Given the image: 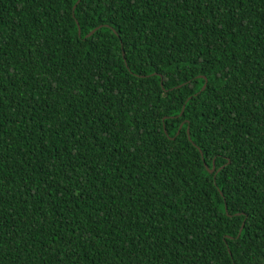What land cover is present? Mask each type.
Listing matches in <instances>:
<instances>
[{
    "label": "trees",
    "instance_id": "16d2710c",
    "mask_svg": "<svg viewBox=\"0 0 264 264\" xmlns=\"http://www.w3.org/2000/svg\"><path fill=\"white\" fill-rule=\"evenodd\" d=\"M78 2L0 0V264H264V0Z\"/></svg>",
    "mask_w": 264,
    "mask_h": 264
},
{
    "label": "water",
    "instance_id": "95a60500",
    "mask_svg": "<svg viewBox=\"0 0 264 264\" xmlns=\"http://www.w3.org/2000/svg\"><path fill=\"white\" fill-rule=\"evenodd\" d=\"M79 2H80V0H79ZM79 2H78V3H79ZM74 10H75V9H74ZM97 30H98V29H95L92 33H90V34L88 35V37L91 36V35H92L95 31H97ZM80 33H81V31L79 30V35H81ZM203 78H204V77H203ZM205 79H206V78H205ZM205 88H206V84L204 85V87H203L202 90H205ZM214 169H215V167H214L212 170H210L209 172H210V173H213V172H214Z\"/></svg>",
    "mask_w": 264,
    "mask_h": 264
},
{
    "label": "snow or ice",
    "instance_id": "6c2138e0",
    "mask_svg": "<svg viewBox=\"0 0 264 264\" xmlns=\"http://www.w3.org/2000/svg\"><path fill=\"white\" fill-rule=\"evenodd\" d=\"M82 36L84 35V33L81 31V33H80ZM201 88H203V85H201Z\"/></svg>",
    "mask_w": 264,
    "mask_h": 264
}]
</instances>
